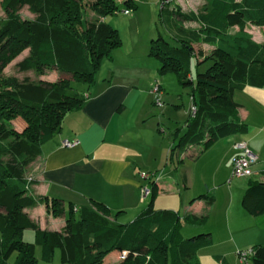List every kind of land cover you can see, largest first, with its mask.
Listing matches in <instances>:
<instances>
[{"label": "trees", "instance_id": "trees-1", "mask_svg": "<svg viewBox=\"0 0 264 264\" xmlns=\"http://www.w3.org/2000/svg\"><path fill=\"white\" fill-rule=\"evenodd\" d=\"M203 1L199 9L185 11L172 0H160L158 34L150 42L148 53L158 61L159 73L174 74L181 87L190 89V106H195L194 114L189 107L186 130L173 134L170 157L176 149L201 145L204 150L222 137L244 132L247 125L238 117L233 91L245 84L264 86V42L246 30L247 23L264 27V0ZM25 6L33 18L21 15ZM122 6L130 11L137 7L132 0H0L5 13L0 23V264H36L35 244L47 264L55 248L66 264H103L113 252L123 254L116 264H198L197 247L210 233L184 234L183 223H201L192 215L155 210L150 202L133 219L114 223L108 216L120 211L110 212L102 202L75 212L73 204L59 198L30 194L33 180L25 167L60 131L64 115L84 103L86 96L71 83L92 84L101 61L111 59L120 46L117 30L102 17ZM234 25L238 30L232 34ZM203 44L212 46L208 53ZM27 48L19 69H34L37 75L56 70V80L20 82L2 74ZM18 120L24 122L21 131L11 127ZM38 203L52 217L65 216L60 230L42 229L24 212ZM241 204L252 215L264 213V181L249 179ZM27 228L34 232L33 243L22 238ZM252 248L251 264H264V243Z\"/></svg>", "mask_w": 264, "mask_h": 264}, {"label": "crops", "instance_id": "crops-1", "mask_svg": "<svg viewBox=\"0 0 264 264\" xmlns=\"http://www.w3.org/2000/svg\"><path fill=\"white\" fill-rule=\"evenodd\" d=\"M132 1L137 7L130 13H122V6L117 13L102 17L103 22L117 30L121 44L113 50L111 59L101 61L92 84L71 83L86 99L81 107L64 115L60 131L40 146L39 171L33 178L28 177L33 180L30 194L56 197L77 209H95L94 202H102L110 212L120 211L108 216L114 223L126 222L120 220L123 217L127 221L133 219L150 202L155 210L176 211L184 218L192 215L201 223H183L184 232L210 233L197 247L198 264H235L238 249L264 243V213L252 215L241 204L249 179L264 181V86L245 84L233 91L238 117L248 122L244 132L222 137L204 150L201 145L185 151L176 149L170 157L174 137L166 141L160 134L168 120L155 107L163 101L154 103L152 87L156 81L160 84L159 96L163 99L172 100L174 93L182 99V94L174 74L159 73L158 61L148 53L151 39L158 34L161 2ZM200 1L202 5L204 1ZM172 2L182 5L178 0ZM26 12L28 18L35 16ZM186 26L198 24L186 22ZM237 30L235 25L230 33ZM28 53L29 49H24L4 67L2 74L16 76L14 68L23 72L19 62ZM14 123L24 125L21 120ZM186 127L184 124L180 131L178 127L174 131L179 136ZM64 140H75L76 144L66 147ZM237 141H245L257 161L251 176L234 177L228 183L231 159L237 152L233 144ZM140 172L152 173V180H142ZM207 172L230 186L215 184L214 195L207 194L200 189ZM145 185L153 190L143 198ZM31 209L35 211L33 215L29 214ZM24 212L45 230H60L64 225L65 216L52 217L42 203L26 207ZM115 257L113 264L120 260L118 254Z\"/></svg>", "mask_w": 264, "mask_h": 264}, {"label": "rangeland", "instance_id": "rangeland-1", "mask_svg": "<svg viewBox=\"0 0 264 264\" xmlns=\"http://www.w3.org/2000/svg\"><path fill=\"white\" fill-rule=\"evenodd\" d=\"M178 1L182 4L181 6H183V9L186 10V11L187 10H197V9H199L200 6H201V2H202L200 0H178ZM26 10H27L26 7H24V9L23 8L21 9L20 13H21L22 16H25V14L28 15ZM30 16H32V15H30ZM4 19H5V13L3 12L2 9H0V23ZM234 26H232V28ZM246 30L252 35V38L254 40L260 41V42L264 41V27L263 26H258V25H255V24L247 23L246 24ZM201 46H204L205 53H208L210 51V49L212 48V46L206 45V44L205 45H201ZM192 63L194 65V69H195L196 68V58L194 56L192 58ZM205 65H206V63H205ZM204 67L205 66L202 65L200 68L204 69ZM21 71H23V72H17L15 68L13 69V73H16V76H14V77H16L17 80L20 81V82L24 78H27L29 81H32V82H37L38 80H46V81L54 80L55 78L57 79V77H58V73L57 72L54 73L55 71H53L51 69H46L44 71V73L41 74V75H37L35 70L27 69V70H21ZM168 74H170V76H173L172 73H168ZM189 92H190V89L188 87L183 88V87L180 86L179 93L182 94V99H178L177 98V94L174 93V96H173L172 100H170V98L169 99L161 98L162 101H163L161 106H155L154 105L155 107L160 108V113L163 114L166 117V119L168 120L167 123H165V125L162 127V128H164V132H162V133L160 132V134L164 136L163 138L166 141H168V140L171 141L172 140V138L174 137L173 136V132H175L174 130H175L176 127H178L179 131H180V127L184 126L186 121L189 120V116H190V113H188V110H189V107H190V105H189V103H190ZM165 104L167 105L166 110L163 109V106ZM245 123L248 124V122H245ZM11 127H14L18 131L22 130L21 126H17L15 123H13V126H11ZM262 136H264V133L262 134ZM173 140L176 141V138L175 139L173 138ZM38 158L39 157L37 156L33 161H31L30 163H28L26 165V167H25V175L27 177L33 178L38 173L39 168H40V159H38ZM208 172H210V170ZM219 183L222 186H224V187L230 186L225 181L220 180V178L218 176H217V179H215L212 173H210V174L208 173L207 176H205V178L201 181V188L200 189H202L204 192H206L209 195H214V193H215L214 185L215 184L218 185ZM199 191H201V190H199ZM34 206H32V207H34ZM29 207H31V206H29ZM66 208H67V206H66ZM34 213H35L34 209L29 210V214L33 215ZM40 219H41L40 223L43 224V220H42L43 218H40ZM120 220L127 221V220H125L124 217L120 218ZM46 226L50 227V224L47 223ZM223 230H224V228H223ZM186 233L187 232H184V234H186ZM22 238L25 241L33 243L34 242V232H33V230L30 229V228L24 229L23 232H22ZM34 254H35V257H36V264H47L45 261H43L41 259V250H40V246L39 245H36V244L34 245ZM115 256H116L115 252L108 254L106 256V258L104 259V263L103 264H113V263H115L117 261ZM235 256L237 258L236 259L237 261L235 262V264H240L238 256L237 255H235ZM13 259L14 258H13V255H12V257L10 258L9 261L12 262ZM51 264H66V263H62L61 260H60V250H59V248H55L53 250L52 256H51Z\"/></svg>", "mask_w": 264, "mask_h": 264}, {"label": "built area", "instance_id": "built-area-1", "mask_svg": "<svg viewBox=\"0 0 264 264\" xmlns=\"http://www.w3.org/2000/svg\"><path fill=\"white\" fill-rule=\"evenodd\" d=\"M122 13L128 14L130 13L129 9L122 10ZM152 92L154 93V103L155 104H161V98L159 94L161 93V87L160 84L156 81L153 84ZM195 112V106H190V113L194 114ZM76 141H70V140H64L63 145L66 147H73L75 146ZM234 148L237 150V152L232 156L231 159V173L230 177L227 180L229 183L231 178L234 177H246L253 173L252 167L257 161V156L250 150L247 143L245 141H237L233 144ZM140 178L142 180L151 179L153 174L147 173V172H140L139 173ZM30 179V178H29ZM150 187L149 186H143L142 187V197H146L150 194ZM73 210L76 212L77 207L74 206ZM254 254V250L252 247H246L241 248L236 251V255L238 256L240 264H251V257ZM120 257H123L120 255Z\"/></svg>", "mask_w": 264, "mask_h": 264}]
</instances>
